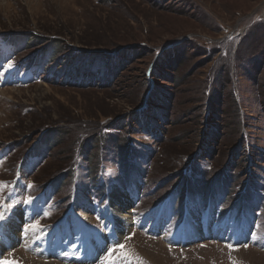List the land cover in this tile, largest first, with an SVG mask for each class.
<instances>
[{"label":"rangeland","instance_id":"374dc122","mask_svg":"<svg viewBox=\"0 0 264 264\" xmlns=\"http://www.w3.org/2000/svg\"><path fill=\"white\" fill-rule=\"evenodd\" d=\"M0 182V261L83 264L31 250L76 208L111 264H264V0H0ZM236 206L253 241L193 219Z\"/></svg>","mask_w":264,"mask_h":264},{"label":"bare ground","instance_id":"6f19581e","mask_svg":"<svg viewBox=\"0 0 264 264\" xmlns=\"http://www.w3.org/2000/svg\"><path fill=\"white\" fill-rule=\"evenodd\" d=\"M120 212V211H119ZM16 219L15 218H13L12 219V221L11 222H8V224H7V226L5 227L6 228V231H7V235L9 234V236L10 237H12V234H15L16 233V231L18 232V225H19V222H20V220H19V222L18 221H15ZM195 234H193V236H194ZM185 237L186 238H183L184 240H187L188 239V237H192V235L191 234H188V233H186L185 234ZM7 238V237H6ZM12 239L13 238H10V241H12ZM14 240V239H13ZM190 240V239H189Z\"/></svg>","mask_w":264,"mask_h":264},{"label":"snow or ice","instance_id":"6c2138e0","mask_svg":"<svg viewBox=\"0 0 264 264\" xmlns=\"http://www.w3.org/2000/svg\"><path fill=\"white\" fill-rule=\"evenodd\" d=\"M0 183H3V182H0ZM29 187H31V185H29ZM31 197H29L28 198V201L27 202H31ZM50 213H46V215H49ZM32 229V230H36V229H38L39 228V223L38 222H36V223H34V224H32V225H26L25 226V232H27L29 229ZM118 247L119 248H123L124 247V245H118ZM229 247H231V245H229ZM115 251V248L114 249H110L109 250V256H111V254L113 253Z\"/></svg>","mask_w":264,"mask_h":264},{"label":"water","instance_id":"95a60500","mask_svg":"<svg viewBox=\"0 0 264 264\" xmlns=\"http://www.w3.org/2000/svg\"><path fill=\"white\" fill-rule=\"evenodd\" d=\"M129 46H130V45H129ZM129 46H128V47H129ZM126 47H127V46H126ZM148 93H149V92H148Z\"/></svg>","mask_w":264,"mask_h":264}]
</instances>
